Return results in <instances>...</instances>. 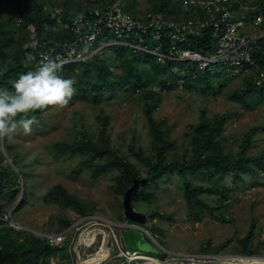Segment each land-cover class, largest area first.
<instances>
[{
	"label": "rangeland",
	"instance_id": "374dc122",
	"mask_svg": "<svg viewBox=\"0 0 264 264\" xmlns=\"http://www.w3.org/2000/svg\"><path fill=\"white\" fill-rule=\"evenodd\" d=\"M92 1L0 0V26L5 24L9 33L8 36V33L4 35L0 31V43L4 42L5 53L0 54V75L5 74V82L12 84L17 79L13 75L15 70L13 67L8 69V64L19 56L26 43L34 39L35 25L25 20L26 15L35 14L41 4L45 10L60 7L73 13L93 6ZM126 2L129 8L135 10L134 14L140 15L158 12L161 1ZM183 7L190 17L199 18L197 8ZM173 10L177 11L176 7ZM178 11L184 14L182 10ZM247 32H264V25L254 23ZM138 56L137 60L126 55L117 63L111 60L94 62L89 66L90 72L83 77L82 66L68 69L63 77L70 73L66 78L74 81L76 89L69 104L36 110L33 115L37 123L27 135L18 128L11 136L0 138V164H8L15 172L14 176L18 177L11 187H4V178H0V186L4 187L0 189V220L18 229L31 230L59 247L57 253L50 256L49 264H129L134 258L138 259V264H151L142 258L147 254L160 257L162 250L166 253L164 259L168 258L166 261L170 264L219 262L215 257H212L214 260L206 259L207 256L219 255L264 257V184L250 180V188L249 185L233 187L235 182H231V175L222 178L211 176L212 180L207 175L195 177L196 180L191 179L195 183H208L202 185V197L208 206L200 209L188 202L181 188L183 178L180 174L171 172L159 181L152 179L148 184L141 185L138 192L143 189L146 196H138L137 193L132 204L148 218L146 224H134L129 223L124 213L123 198L129 187L125 189L119 183V172L112 166L104 168L101 163L105 158L92 161L91 156L83 151L68 150L69 147H79L83 138L101 144L99 137L105 125L111 147L118 151L121 158L137 165L141 173L139 177H148L149 171L153 172L150 167L157 156L152 152L155 138L146 112L148 97L140 94L147 87L146 90L159 93V106L154 108L151 117L156 123H162L163 129L170 131L177 146L174 152L180 153L179 157L184 154L192 125L197 124L201 116L213 118L216 115L226 118L220 129L223 152L237 156L247 144L243 160L264 155V101L248 109L229 98L242 77L233 78L230 82L221 77L216 86L217 96H205L193 89L185 91L182 79L175 87L167 89L163 86L166 72L163 70L159 74L161 69L155 65L156 60L153 57L144 60L143 55ZM131 61L135 67L147 64L148 73L142 80L139 68L127 75ZM102 67L114 73L115 77L124 76L125 80L118 82L114 90L102 91L98 86V71ZM187 69L177 68L175 72L186 75L192 69L191 62L187 64ZM221 69L215 67L214 71ZM129 77L133 78L128 80ZM132 84L141 86L133 90ZM192 85L197 87L198 82L194 80ZM91 86L99 89H92ZM1 87L11 89L9 85L1 84ZM65 145H68L66 150ZM220 178L222 183L218 181ZM260 181H264V172H260ZM56 186H60V190L67 192L75 201L65 204L48 199V193ZM225 189L232 191L224 201ZM223 202L226 207H222ZM218 204L221 209L215 210L214 206ZM83 208L88 212L82 213ZM220 211L225 213L224 219L215 217ZM154 213L160 215L155 216ZM151 214L153 218H149ZM66 220L72 221V224L64 226ZM66 229L69 230L66 241L56 244L54 235ZM250 230L253 233L249 244L255 252L249 255L239 253L241 241ZM84 231H88L90 239H95L93 244L83 245L81 235L84 236ZM128 245L140 251H127ZM102 247L106 251L104 256L98 260L91 258L99 251L103 253Z\"/></svg>",
	"mask_w": 264,
	"mask_h": 264
},
{
	"label": "trees",
	"instance_id": "16d2710c",
	"mask_svg": "<svg viewBox=\"0 0 264 264\" xmlns=\"http://www.w3.org/2000/svg\"><path fill=\"white\" fill-rule=\"evenodd\" d=\"M111 1L114 0H93L92 3L94 4L93 6L98 3L105 5ZM122 1L127 4L126 0ZM160 1L161 2L158 6V10L165 13L167 16H171L174 18L189 16V14L186 12L181 15L179 14V11L173 10L178 5L176 1ZM260 1L261 0H254L252 3L259 4ZM170 3H173V5H170ZM167 4H169L171 8L168 7ZM93 6L79 9L73 13L70 12V10H63L62 16L64 19L68 20L71 16H77L79 14L88 15L89 10ZM260 7L263 8V6ZM130 9L132 12H135L133 8ZM253 13H256V11H252L251 9L244 11V15L246 16ZM197 14L200 18L205 15L200 11H198ZM25 20L35 25L37 36L42 40H45L46 38H55L58 40L64 38L73 39L74 37L73 31L62 30L60 32H56L55 30H53L52 24L54 21L51 17L50 11L45 10L42 4L37 7V12L35 14L26 15ZM262 24L264 25V23ZM0 31L2 34L7 35L8 32L5 29V24H2L0 26ZM3 45L4 42L0 43V54H5ZM189 46L191 48H194L195 50L203 52L204 54H208L209 52H211L213 50V47L215 46V39L213 38V28L211 26L204 28L201 35L194 37L193 41L189 43ZM126 55L133 56V58L137 60L139 59L138 54L134 53L128 48H115L111 53H107V51H104L103 53L93 56L88 61L78 64L80 65V67L82 66L84 70L81 73L82 76H80L83 77L86 73H89V66L93 65L94 62H106L111 60L114 63H117ZM35 57L36 52L31 51V47L26 48L24 46L19 56L10 61L11 63L8 64V69L13 67V71L15 70L13 75L14 77H18L21 73L34 69ZM252 57L256 62V65L260 69L264 70V37L261 38L255 45L254 50L252 51ZM148 58V56L143 55L144 60H147ZM134 63H137V61H135ZM155 63V65L161 69L159 74H161V72L163 73V70L166 72V74L164 75L163 86L167 89L175 87L176 84L179 83V80L182 79V81L184 82L183 90L185 91H191V89H193L195 92H202V95L204 94L205 96H217L219 94L216 86L218 85L217 83L222 77V74L220 72L215 74H211L210 72H200L196 71V68L193 67L189 73L184 75L181 72L179 73L173 70L175 66L180 67V69L185 68L183 63L171 62L166 65H160V63H158L157 61ZM138 68L140 69L138 74L142 80L143 76L146 77V73H148L147 64H137V66L135 67L133 62L131 61L127 75L129 76L135 69L138 70ZM4 69L5 67L2 68V70ZM99 70L98 80L100 81V83L98 84V86L102 91L114 90L115 88H117V85L119 84L118 82H123L122 80H125L124 76L115 77V74L109 71L107 68L102 67ZM256 74L257 73L255 69L249 66V71L245 75L239 76L242 77L239 81V85L229 95V98L237 101L242 106L248 109L252 108L253 105L259 101L263 102L264 88L258 87L256 85L254 80V76ZM68 75H70V73H68ZM68 75H66L64 78L68 77ZM7 76H9V74H7ZM132 78L133 77H129L128 80H131ZM233 78L237 77L232 76L229 79V82ZM194 80L198 82L197 87H193L192 85V82H194ZM1 84L9 85V87L12 86L10 82H5L4 73L0 75V87ZM140 86L141 85L137 86L135 84H132L131 88L133 90H136L137 88H140ZM91 88L93 89L95 88V86H91ZM99 88L96 87L95 89ZM146 88L147 87H144L142 89L144 91H140V94H144L148 97V101L145 103L147 108L146 112L149 118L148 120L150 129L153 131V136L155 138L152 152H154V154L157 156L156 162H153L152 167H150L153 169L152 173L154 175H151L152 173L151 171H149V175L148 177H146V184L151 182L152 179L159 181L166 174L171 172H174L176 175L180 174V176L183 178L181 188L185 191V194L189 199L188 202L192 203V205H196L200 209L208 206L206 200L202 197V189L204 190V187L202 185H208V183H195L191 180L195 177L207 175V177L209 176L211 179V176H218L222 178L224 176L231 175L233 178L231 179V182L234 181L236 184L232 185L233 187H242V185H249V183L251 182L250 180H254L256 184H264V181H260V172H264V155L253 156L247 160H243L242 156L245 154L248 146L247 144H245V146H243V149L237 153V156H233L231 154L223 152V143L221 142L222 134H220V129L224 125V122L226 120L225 116L223 115H216L213 118H206L204 116H201L198 123L192 125L190 139L183 149L184 154L179 157L178 155L180 153L174 152L177 146L175 139L171 137L170 131L165 128L163 129L162 123H156L151 117V113L153 112L154 108H157L159 106V93L146 90ZM221 89H223V87H221ZM105 127L106 126L104 125L99 137V140L102 142L101 144H98L91 139L83 138V140H81L80 142L79 147L68 148V145H65L64 148L65 150L66 148H68L70 152L83 151L85 154L91 156L92 161L96 159L104 160L105 158V160L101 164H103L105 166L104 168L106 169L108 166H112L115 171H118V181L125 189H127L133 184L134 178L143 179L139 177V175L141 174L140 169L136 164L124 158H121L118 151L111 147L110 143L108 142L107 133H105ZM238 154L241 155L238 156ZM10 168L11 167L8 164L2 166L0 164V178H4V187L13 186L14 184H16V179L18 178L14 176L15 172ZM98 168H100V166ZM9 171H11L12 173H8ZM6 172L8 173V175ZM221 178L218 179L219 182L222 181ZM4 187L0 186V189ZM248 187L250 188V185ZM8 190L11 189L8 188ZM225 191L226 193H224L223 196L224 201L227 200L228 197H230V193L232 190L229 191V189H225ZM138 196H146L145 190L141 189V192H138ZM47 198L58 203L63 201L65 204H71L73 203L72 201H75V199L71 197L67 192H62L60 190V186H56L55 189H52L48 193ZM222 204V207L227 206V204H225L224 202ZM214 207L216 210L217 208H220V204H218V206L215 205ZM81 212L87 213L88 210L83 208L81 209ZM154 214L155 216L160 215V213ZM224 215L225 213L223 211H220L219 214H215V217H223L224 219ZM149 216V218L154 217L152 214ZM129 223L133 222L129 220ZM71 224L72 221L66 220L64 221L63 225L70 226ZM125 227L126 226H124L123 228L125 229ZM156 230L159 231L158 228H156ZM252 233V230H250L241 241L242 247L238 251L239 253L249 255L255 252L249 244L250 236L252 235ZM58 249L59 247L51 245L48 239L36 235L33 231L18 229L16 227L8 225L7 221H4L3 219L0 220V264H49L50 256H54L57 253ZM126 250H131L133 252L140 251L138 249L135 250L131 248L129 245L126 247ZM165 256L166 253H164L162 250V255L160 256L161 258L157 256L156 258L160 260H167L168 258L164 259ZM130 261L131 263L129 264H138L137 259H131Z\"/></svg>",
	"mask_w": 264,
	"mask_h": 264
},
{
	"label": "built area",
	"instance_id": "2783aa9c",
	"mask_svg": "<svg viewBox=\"0 0 264 264\" xmlns=\"http://www.w3.org/2000/svg\"><path fill=\"white\" fill-rule=\"evenodd\" d=\"M175 1L182 11L183 6H192L205 15L198 19L174 18L163 12L136 15L124 1L114 0L105 5L96 4L88 15H82L79 20L78 15L66 20L62 16V8L53 7L50 9L53 30L73 31L74 37L60 41L51 38L42 40L34 34L33 40L38 43L31 47V51L36 52V68L49 59L61 60L64 63L58 71L60 74L64 66L87 61L105 48L123 47L151 55L162 64L183 63L184 69L189 62L196 71L213 73L214 68L219 67L222 68L218 70L220 73L225 71V78L245 75L251 66L257 73L254 76L256 85L264 88V70L256 65L252 57L262 34L247 32V28L254 23L264 22V0L259 4H253L254 0ZM248 9L256 13L245 16L244 11ZM208 26L213 28L215 46L211 52L204 54L191 48L189 43ZM68 233V229L60 231L53 240L56 244L63 243Z\"/></svg>",
	"mask_w": 264,
	"mask_h": 264
},
{
	"label": "clouds",
	"instance_id": "9594fccd",
	"mask_svg": "<svg viewBox=\"0 0 264 264\" xmlns=\"http://www.w3.org/2000/svg\"><path fill=\"white\" fill-rule=\"evenodd\" d=\"M176 10H181L179 3L176 7ZM183 12L185 13V11ZM81 17L82 14H79L77 16V20H79ZM188 17H190V15ZM181 18H187V16H183ZM34 34L36 35V37H38L36 28H34ZM255 34H262L260 39L264 37V32ZM260 39L257 40V43ZM37 43V41L33 40L29 43H26L25 47L34 48ZM113 50L114 49L105 48L100 53H103L104 51H107V53H111V51ZM137 54L146 55L142 53ZM146 56L153 57L151 55ZM153 58L156 60L155 57ZM36 60L37 57H35L34 69L21 73L17 77V79L13 81L11 89L0 87V138L11 136L12 134L17 132L18 128L22 129L25 135L31 133L33 130V125L37 123L35 115H33L36 110H45L49 108V106L64 107L69 104L76 92V89L73 86L74 81L69 78H64L63 76L68 69L74 68L81 62H74L72 64L64 66L63 70L60 72V74H58V71L62 68L64 61L49 59L41 63L36 68ZM160 65L166 64L160 63ZM176 67L180 68L178 66H175L174 68L177 69ZM189 72L190 71H187L186 73ZM215 73L218 72H213L211 74ZM222 78H224V80H229L231 77L225 78V75L223 76L222 74Z\"/></svg>",
	"mask_w": 264,
	"mask_h": 264
},
{
	"label": "bare ground",
	"instance_id": "6f19581e",
	"mask_svg": "<svg viewBox=\"0 0 264 264\" xmlns=\"http://www.w3.org/2000/svg\"><path fill=\"white\" fill-rule=\"evenodd\" d=\"M118 235V234H117ZM90 235L88 234V231H84V236L83 234L81 235V240L83 241V245L88 246V244H90L92 242H94V240L90 239L89 237ZM109 244V243H108ZM103 249V253H100L97 252L95 255H93L91 258L95 259V260H98L100 257L104 256V253L106 252L105 251V248L102 247ZM128 251H131V250H128ZM136 252V251H134ZM136 255H138V253H136ZM212 257H215V260L218 259L219 262H213V263H209V262H204V261H194V262H190V263H173V264H264V257H249V256H226V255H219V256H207L206 259H209V260H214V258ZM134 259H137V258H134ZM143 260L146 259L148 261H150L151 264H170L168 263L166 260H159V259H156L154 257H151V256H144L142 258ZM138 260V259H137Z\"/></svg>",
	"mask_w": 264,
	"mask_h": 264
},
{
	"label": "water",
	"instance_id": "95a60500",
	"mask_svg": "<svg viewBox=\"0 0 264 264\" xmlns=\"http://www.w3.org/2000/svg\"><path fill=\"white\" fill-rule=\"evenodd\" d=\"M133 184L126 190L123 198V206H124V213L125 216L132 222L138 224H146L147 222V215L140 211H137L132 204V199L134 195L138 193L140 190L141 185L146 183L147 179H138L134 178ZM145 230V229H144ZM146 231V230H145Z\"/></svg>",
	"mask_w": 264,
	"mask_h": 264
}]
</instances>
